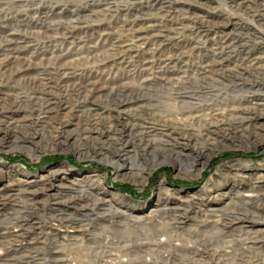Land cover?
<instances>
[{
    "label": "rangeland",
    "instance_id": "rangeland-1",
    "mask_svg": "<svg viewBox=\"0 0 264 264\" xmlns=\"http://www.w3.org/2000/svg\"><path fill=\"white\" fill-rule=\"evenodd\" d=\"M72 13L87 19L89 27L77 29L88 40L85 49L76 46L66 53L60 45L43 43L46 37L39 32L48 24L59 30ZM137 16L159 30L167 20L193 19L162 43L174 51L199 28L209 38L201 54L205 57L191 58L186 78L177 83L165 76L145 81V76L119 69V74H111L115 80H109L110 86L96 89L94 95L60 76L53 77L59 78L58 84L54 79L46 84L54 54L63 53L62 63L67 64L90 51V56L104 59L110 45L97 41L96 32L108 21L115 27L112 39L122 35L126 40L118 27ZM7 29L30 31L40 44L24 42L17 62L14 57L7 60L0 49V233L14 230L16 223L23 226L19 232L25 231V239L46 237L33 243L31 251L7 253L0 248V264H49L51 256L67 264H102L101 256L105 262L112 260L110 264H136L149 259L152 251L137 253L131 245L140 238L152 243L169 240L166 231L188 237L191 231L203 230L216 246L212 230L202 226L211 206L234 213L262 210L255 205L264 197V116L258 122L246 121L235 132L229 129L228 135L196 134L197 124L187 130L195 133L189 135L174 130L172 120L196 111L191 108L264 101V0H0V34ZM223 33L238 40L237 49L218 59L222 62L206 77L200 76L199 67L213 62L206 50ZM161 37L154 39L156 44L149 39L147 47L159 48V39H165ZM169 71L175 78L183 75ZM87 107L91 110L84 114ZM142 125L154 126L158 133H142ZM251 188L259 199L243 208L239 191ZM249 215L239 221L247 223L241 231L247 238L250 232L264 230V219ZM70 221L89 228L91 240L55 242L52 229L82 234L67 227ZM55 223L63 224L61 229ZM102 247L111 256L102 254ZM214 251L204 248L203 260Z\"/></svg>",
    "mask_w": 264,
    "mask_h": 264
},
{
    "label": "bare ground",
    "instance_id": "bare-ground-1",
    "mask_svg": "<svg viewBox=\"0 0 264 264\" xmlns=\"http://www.w3.org/2000/svg\"><path fill=\"white\" fill-rule=\"evenodd\" d=\"M93 13H96L97 15L98 10H95ZM70 16H71L70 17L71 19L69 18L65 26L61 27L59 30L57 29L58 27L53 28L49 26L48 24V27L44 28L43 31H40L39 34L45 35L46 37V40L43 43H47L48 41L50 43H53L52 44L53 46L60 45L61 47L60 51L63 49L64 52L66 53L69 51L71 52L75 50L76 46H77V49H80V50L85 49V45L87 46L88 40H84V38L80 36V33L78 32L77 29L78 27H80L81 29L88 28L89 26L87 25V19L79 18V16L73 15V13ZM83 20H86V23H84ZM192 20L193 19L186 18V17H182V18L178 17L175 19L167 20L166 22L167 24L163 26V30L157 29L158 25L156 24L148 23L145 25L144 22H141L138 16L131 20H122L121 25L118 28L122 31H125L126 34L124 36L127 37L126 40L124 38L121 39L122 35L118 36L117 40H113L112 38H116V37H113L114 32H115L114 31L115 27L114 25H111V23L107 21L104 24L105 26L101 28V30L96 32V35H97L96 37L98 38L97 41H103L104 43H109L110 45L109 48L111 51L108 52L106 58L96 59L92 57L95 55L90 56V54L92 53L90 51V54L87 55L86 57L85 55L78 56L74 62L67 64V63H62V58L64 55L63 53L54 54L55 60L52 58L54 61L51 62L52 71H47L51 77L49 78V81L46 84L49 85L51 83L50 80L54 79L53 78L54 76H60V80L62 81H65V82L75 81L74 87L77 90L87 88V89H90V93L94 95L96 89L101 90L105 88L106 86H108L109 83H112L109 81L111 80L110 78L111 74L118 73L119 69L125 72H130L133 75L137 73L139 76H143V77L145 76L143 78V80L145 81H152L155 79H159L160 77L162 79H165L163 78L165 76L168 79L167 81H173V83H177L180 80L186 78L185 74L188 71L187 67L191 65L189 62L191 58H193L194 56L200 59H202V57H205V56H202L201 54L203 53V46L207 43L209 38L203 35L202 30L198 28L195 31V33L191 34V36L188 35V37H185L183 41H180L181 42L180 47L175 49L174 51H169L168 47H166L163 43H165L164 40L171 37V34L178 32L182 28L183 25L186 26L187 25L186 22H192ZM189 25L190 24H188L187 26ZM153 31L156 33H154ZM29 32L24 33L21 30H19L18 32H15V31H12V29H7L6 33L4 32V34H0V43H3L2 46H0V49L4 50L7 53L8 55L7 60L14 57L13 61L17 62L20 58L19 56H21L19 55V52L17 51L24 48V45H23L24 42L29 43V42L36 41L33 38L32 34L31 33L29 34ZM15 33H17L16 34L17 36L15 35ZM160 36H162L161 38H165V39H159L161 41L159 44V48H151V47L148 48L147 47V44L150 43L149 39H151V41H153L154 44H156L158 42L155 41L154 39L159 38ZM237 42L238 40H235V38H232L226 33H223L219 35L216 39H214L212 41V44L209 50H206V54L204 53L208 57V59H212L211 61L213 62H208L207 64L200 66L198 74L202 77H206L207 76L206 73L210 71L211 68H213V66H216L220 64V62H222V61H219L218 59L222 58L224 60L225 58H228V56L231 53H234V51L238 47ZM37 43H38L37 44L38 46L40 43L39 42ZM65 46H68V47H65ZM93 60L94 62H92ZM3 66H4V62L1 61L0 68H2ZM171 69L173 70L177 69L179 72H182L183 75L179 76L178 78L174 77L176 74L175 72L168 75L167 73H170L171 71L169 70ZM105 73H108V75H110L109 78L106 76H105L106 78H104ZM83 77H85V80L83 79ZM58 79L59 78H57V80ZM54 80L56 81V83L58 82L56 79ZM113 80L115 79L113 78L111 81ZM191 109H195L196 111L188 115H186L185 112H182L180 118H178L177 116L173 117L175 118L174 120H172L174 130L177 131L178 129L189 135H194L195 133L197 134V132L199 133V135H211L213 133H218V132H223V133L226 132V135H228L229 133L227 131L229 129L235 132L237 131L238 128L240 129L241 126H243L244 124L247 125L246 121H248L249 123L250 122L254 123L255 121L258 122V119L264 116V101L255 102L250 105L245 104V106L235 105L234 107L232 106L229 108L207 105L206 107H202L200 109H196V108H191ZM89 110H91L90 107H87L82 112L84 114L85 113L88 114ZM90 115L93 116L92 114ZM177 120L178 122H176ZM193 124H197L199 126L198 131L196 130L195 133L194 132L191 133L190 131H187L188 129L190 130V127L193 126ZM140 128H141L142 133H153V132L158 133L157 129L154 126L142 125L140 126ZM206 187L207 186H204V188ZM239 196L243 197L242 201L240 202V205H242L243 208L244 206L249 207V204H252V202L254 203L256 199H259V197H261L263 204L260 203L259 200H257V204L255 206L259 207L262 210L255 212L252 209L251 210L244 209L243 211H241L242 209H238L236 211L237 213L236 212L234 213V212H226L224 210L220 211L222 210L221 209L222 206H219V207L211 206L210 209L208 208V210H212V211H208L209 214L205 215L206 218L202 221V226H204L207 229L206 231L214 230V228L219 231L220 235L218 237L213 238L214 243L216 244L217 247L219 246L220 243H224L223 240L225 239L226 233L228 231H231L233 229L243 231L242 228H245V227L243 224L241 225V222H239L241 221L242 215L248 216L249 214L256 213V214H259V217L253 216L254 214L249 215V216H252L254 218L256 217V219L257 218L260 219V217L264 219V197L263 195L258 197V194L256 193V189L251 188L248 192L239 191ZM249 211L252 213H250ZM186 213H189V212H186ZM222 219H227L228 222H226V220L223 221ZM221 220H222V225H220ZM179 221L180 220H178V222ZM140 222L141 221H139V223ZM14 224H15L14 230L11 231L8 229L6 232H1L2 234L0 233V244H1L0 248H3L4 251L7 253L12 250H15V251L18 250L22 252L23 249H27L31 251L32 249H34L33 243L41 241V239L43 238V235H45V234L37 235L39 238H37L35 241L34 239L33 240L29 238L25 239L24 238L25 231L21 233L19 232V230L23 226L21 224H16V223ZM33 224H34V221H33ZM53 225H56V223ZM62 225L63 224H57L56 226H60V228L58 229H61ZM30 226H32L31 223H30ZM30 226L28 225L27 229H30ZM56 226H53V227H56ZM69 226H71V228H73L75 231L81 232L82 234L71 235L70 231L67 229L63 230L64 233L60 230L56 231L52 229V232H56L53 234L55 242L59 241L60 243L61 242L63 243L64 241L78 240V241L85 243V240H88V241L91 240V238L88 237V234L90 233L89 228H87L82 223H76V222L70 221L67 223V227ZM166 232L168 234H171L170 236H168L169 237V240L167 239L168 241L166 239H165L166 241L162 239L153 240L152 239L153 237H150L154 241V243H152V241H150L149 238H146L145 239L146 241L145 240L143 241V239L140 238L139 240H137V242L134 245H131L133 246L131 251H136V252L138 251L137 253L152 251V255L150 257L147 256L149 257V259L144 258L143 261H136V264H139V262H142V264H159L158 261L160 259L165 260V258L167 259V263L162 262L163 264H213L214 262H216L217 247L211 242L212 239L210 238L209 233L204 234L203 230L202 231L195 230L194 232L191 231L188 237H183V236H179L175 234V232L173 233L169 231H166ZM164 233L165 232H163V234ZM245 233L246 232H242V236L243 235L247 236V233L246 234ZM18 237L22 239H17ZM247 239H248L247 237H243L242 246L245 248H250L251 246L247 244L248 242ZM202 247H203V251H204V248L205 249L207 248V252L208 250H215L213 253L212 252L208 253L212 257H209L207 260L205 259L203 260L202 258L203 254L200 252V249ZM100 249H102V254H105L106 256H109L111 254L105 247H102ZM163 250H166V251H163ZM156 251H159V252L156 253ZM118 252H119V248H118ZM102 254H99V255H102ZM201 254H202L201 257H197L198 255H201ZM245 256L246 254L241 255L240 258L244 259ZM26 257H30V256L25 255V258ZM54 257L55 256L53 257L51 256L50 258L51 262L49 264H60V263L67 264V263H64V261L63 262L59 261V258L57 257L54 258ZM19 258L23 259L24 257L21 256ZM103 258L102 256L100 258L102 259L101 260L102 264L103 262H105ZM151 258H154L155 260H151ZM12 259H17V258L13 256ZM249 261L251 263L254 262L252 259ZM107 262L110 264L112 263V260L111 261L108 260Z\"/></svg>",
    "mask_w": 264,
    "mask_h": 264
},
{
    "label": "built area",
    "instance_id": "built-area-1",
    "mask_svg": "<svg viewBox=\"0 0 264 264\" xmlns=\"http://www.w3.org/2000/svg\"><path fill=\"white\" fill-rule=\"evenodd\" d=\"M242 223L247 224L244 221L241 222V225ZM212 232V237L220 235L219 231L215 228ZM248 234L247 244L251 247L245 248L242 246V239L244 237L242 236V232L237 229L228 231L223 240L224 243H220L217 247L218 258L213 264H264V230L260 233L250 232ZM257 236L259 237L257 238ZM200 252L203 254V247L200 249ZM202 254L197 257H201ZM244 254H246L245 258H240ZM251 259L254 261L253 263L249 261Z\"/></svg>",
    "mask_w": 264,
    "mask_h": 264
},
{
    "label": "trees",
    "instance_id": "trees-1",
    "mask_svg": "<svg viewBox=\"0 0 264 264\" xmlns=\"http://www.w3.org/2000/svg\"><path fill=\"white\" fill-rule=\"evenodd\" d=\"M11 159H13V158H11Z\"/></svg>",
    "mask_w": 264,
    "mask_h": 264
}]
</instances>
